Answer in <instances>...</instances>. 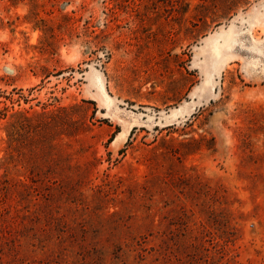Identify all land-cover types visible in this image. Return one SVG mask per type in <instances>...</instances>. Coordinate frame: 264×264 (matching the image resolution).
Wrapping results in <instances>:
<instances>
[{"label": "rangeland", "instance_id": "rangeland-1", "mask_svg": "<svg viewBox=\"0 0 264 264\" xmlns=\"http://www.w3.org/2000/svg\"><path fill=\"white\" fill-rule=\"evenodd\" d=\"M0 264H264V0H0Z\"/></svg>", "mask_w": 264, "mask_h": 264}, {"label": "trees", "instance_id": "trees-1", "mask_svg": "<svg viewBox=\"0 0 264 264\" xmlns=\"http://www.w3.org/2000/svg\"><path fill=\"white\" fill-rule=\"evenodd\" d=\"M24 120H28V118H27V117H25V118H24ZM11 126H12V127H14L13 123L11 124Z\"/></svg>", "mask_w": 264, "mask_h": 264}]
</instances>
